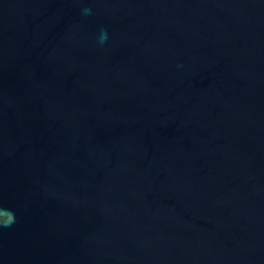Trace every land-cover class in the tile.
Masks as SVG:
<instances>
[{"label":"water","instance_id":"water-1","mask_svg":"<svg viewBox=\"0 0 264 264\" xmlns=\"http://www.w3.org/2000/svg\"><path fill=\"white\" fill-rule=\"evenodd\" d=\"M0 264H264V0H0Z\"/></svg>","mask_w":264,"mask_h":264}]
</instances>
